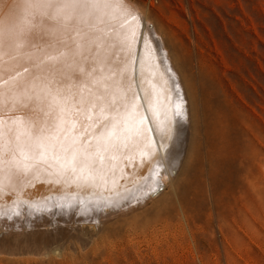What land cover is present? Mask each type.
Instances as JSON below:
<instances>
[{"label":"bare ground","instance_id":"obj_1","mask_svg":"<svg viewBox=\"0 0 264 264\" xmlns=\"http://www.w3.org/2000/svg\"><path fill=\"white\" fill-rule=\"evenodd\" d=\"M0 98L6 112L0 115L2 225L13 210L30 213L55 202L70 206L76 198L119 211L131 208L134 196L146 197L164 181L172 182L171 171L182 167L189 124L184 90L158 32L131 0H0ZM198 123L195 116L193 143L184 150L180 171L184 176L176 181L178 189L186 186V230L193 235L216 217L232 247L243 242L239 231L257 232L252 223L264 216V177L262 184L250 164L252 150L238 160L235 172L226 165L228 132L214 136L219 145L203 150L204 160ZM52 146L55 156L48 151ZM226 166L233 174V196L222 185ZM77 217L71 214L73 221ZM54 218L60 220L54 215L41 226L34 222L41 228L57 223ZM87 219L80 222L93 228Z\"/></svg>","mask_w":264,"mask_h":264},{"label":"rangeland","instance_id":"obj_2","mask_svg":"<svg viewBox=\"0 0 264 264\" xmlns=\"http://www.w3.org/2000/svg\"><path fill=\"white\" fill-rule=\"evenodd\" d=\"M131 1L142 10L158 32L183 87L189 124L185 135V141H188L182 149H189L193 143L189 132L192 130L191 120L196 116L202 129H199L202 136L201 139L199 135L202 140L199 147L204 160L208 147L212 149L219 145V132H228L227 140L230 142L226 140L228 144L225 143L228 148L221 139L226 147L223 151L231 157L227 162L229 156L223 152L226 165L231 164V171L236 170L238 160L250 156L252 150L250 164L258 169L259 181L263 184L264 0ZM0 101L1 115L4 101L1 98ZM208 128L210 131H206ZM215 128L219 131H215ZM203 132L208 135L204 133L205 137ZM215 135H218L215 137L217 140L214 139ZM239 142L241 144L238 145ZM49 149L55 156L57 151L54 147ZM184 150L179 158L182 167L187 154ZM230 152L235 154L231 153V156ZM233 160L236 163L232 164ZM205 163L206 168L208 165ZM182 167L171 171L175 178L172 182L166 180L158 189L155 188L156 191H145L146 197H143L144 192L134 196L131 208L120 207L121 211L116 210L118 206H99L90 200L92 198H85L87 202L76 198L70 206V203L55 202L52 207L34 209L30 213H16V210H13L14 214L7 213L2 218L4 225L0 222V227L5 231L0 234V264H264V216L262 221L252 223L254 230L258 227L256 233L244 235L239 231L243 242L232 247L226 244L215 215L216 219L205 220V225L201 223L202 226L196 227L193 235L189 234L184 209L186 186L182 183L178 189L176 182L184 176ZM229 167H224L226 175L223 176L228 178L223 177L224 182H221L226 195L228 192V196H233V174L228 175L231 172ZM226 185L229 187L226 188ZM149 193L153 198L148 196ZM139 199H142L141 202ZM236 199L235 206L233 203L231 205V214L234 216L240 202ZM83 205L86 208L82 209ZM61 207L67 219L65 214H61L64 213L60 211ZM87 208L94 211L93 214ZM68 209L72 211L68 212ZM74 209L79 211L75 213ZM88 212L92 218L88 216L86 222H94L93 228L82 223L86 220L83 216ZM77 213H80L78 217ZM99 213L106 216L101 217ZM16 214L15 219L13 217ZM71 214L79 222L73 221ZM54 215L57 218L59 215L64 218L65 215V221L69 220L65 222L63 218H59V221L54 218L59 223L46 227L42 225V229L36 224L47 223V219ZM38 220L43 221L40 223ZM33 223L37 227L32 226Z\"/></svg>","mask_w":264,"mask_h":264},{"label":"snow or ice","instance_id":"obj_3","mask_svg":"<svg viewBox=\"0 0 264 264\" xmlns=\"http://www.w3.org/2000/svg\"><path fill=\"white\" fill-rule=\"evenodd\" d=\"M143 38V33L141 34V39ZM177 115H180V113L179 112H177Z\"/></svg>","mask_w":264,"mask_h":264}]
</instances>
